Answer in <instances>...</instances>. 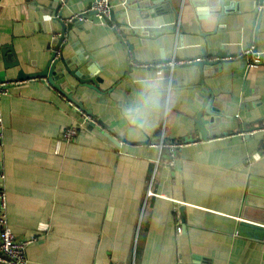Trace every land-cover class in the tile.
Returning a JSON list of instances; mask_svg holds the SVG:
<instances>
[{"label": "crops", "instance_id": "crops-1", "mask_svg": "<svg viewBox=\"0 0 264 264\" xmlns=\"http://www.w3.org/2000/svg\"><path fill=\"white\" fill-rule=\"evenodd\" d=\"M93 1L66 0L63 19ZM114 2L113 20L66 33L55 71V83L99 126L57 144L82 122L65 95L25 79L0 97L7 222L18 239L37 236L27 264H264V154L247 161L264 150V121L255 124L264 117V8L256 12L257 0H173L150 16L138 0ZM57 9V0H0V83L46 67L60 30L52 22ZM250 46L260 64L230 59ZM218 52L228 57L203 76L214 94L208 116L228 118L208 128L220 133L199 140L194 119L208 99L193 63L157 71L130 64L211 62ZM88 78L101 80L97 91ZM150 96L158 108L146 118L130 115ZM181 140L189 143L170 169L160 143ZM248 189L256 202L247 222L259 238L238 234ZM40 224L47 230L39 233Z\"/></svg>", "mask_w": 264, "mask_h": 264}, {"label": "built area", "instance_id": "built-area-1", "mask_svg": "<svg viewBox=\"0 0 264 264\" xmlns=\"http://www.w3.org/2000/svg\"><path fill=\"white\" fill-rule=\"evenodd\" d=\"M60 3V8L63 10L66 7V0H58ZM117 6L114 0H97L91 2V4L84 9L82 12L71 14L69 17L62 19V23H102L104 24L105 20L109 18L110 12ZM264 8V3L258 6V10ZM54 40L58 38V35H55ZM230 57V56H229ZM247 58L248 66L252 64H260L261 58L254 50L252 46L248 49L243 50L240 54L233 55L232 58ZM56 59L60 58V52H56ZM197 60H189L186 62L175 61L174 59L168 62H159L155 64H136L131 62V66L136 69H143L147 71H157L161 68H169L172 70L176 66L189 65ZM21 82L13 81V82H4L0 83V97L6 94L11 86H15L20 84ZM70 107H74L82 115V122L78 124H72L71 127L67 128L60 135L57 144L61 143H70L78 136V131L82 129L84 126H99L96 119L85 114L82 110L77 108L72 103L68 102ZM2 125V114L0 110V129ZM246 131L241 132L240 135L244 138L245 135L251 134L255 131ZM188 140L181 141H168L165 143H160V146H164L168 150V158L166 160V165L173 169L175 168V159L177 156L178 150L187 145ZM262 154H264V150H261L259 153H255L251 156H248L247 161H256L261 158ZM0 179L1 176H0ZM47 230V224H40L38 227L39 233H42ZM37 240V236H31L29 238L18 239L11 231L6 216V200H5V192L0 184V264H27L26 258V250L27 248L33 244Z\"/></svg>", "mask_w": 264, "mask_h": 264}, {"label": "water", "instance_id": "water-1", "mask_svg": "<svg viewBox=\"0 0 264 264\" xmlns=\"http://www.w3.org/2000/svg\"><path fill=\"white\" fill-rule=\"evenodd\" d=\"M58 1V0H57ZM97 1V0H95ZM140 1H142V3H140ZM148 1V2H147ZM172 1L173 0H138V9L141 10H147L150 16H153L154 13L156 12V15H159L160 12H164L162 9H160L159 5L163 4V3H168L172 6ZM185 0H182V2H184ZM224 0H219L220 5H222ZM149 3V5H148ZM262 3H264V0H257V5H256V12H259L258 10V6L261 5ZM91 4V2L89 3V5ZM88 5V6H89ZM87 6V7H88ZM215 6H217V3L215 4ZM214 6V7H215ZM162 7V6H161ZM173 12L176 13V9L173 8ZM62 12L60 11V3L58 1V9L56 11V13L52 16V22L55 23L56 25L59 26L60 30L59 33H57L58 38L56 40H53V42H51V46H52V55L50 57L49 62L46 64V67L39 73H35V74H30V75H25L24 73H20L18 74L17 78V82H23V80L25 79H42L45 80L51 87L55 88L56 90H58L60 93H62L63 95H65V97L68 99V102L72 103L73 105H75L77 108L79 109H83V107L81 105H79L77 102H75L72 98V96L68 95L66 93V90L63 89V87L59 86L58 84L55 83L56 79H57V75H55V71L58 72L57 70V66L59 63H62V58H58L56 59V52L57 51H62L63 49V41L66 38V35H68L69 31L72 29L73 26H75L76 24H79L77 22H72V23H62ZM113 10L110 12V16L109 19L113 20ZM142 12V11H141ZM224 13H222L221 15H223ZM51 19V17H50ZM105 21H108L107 19ZM258 22L259 19L256 21V28L254 31V37H256L257 35V26H258ZM117 28L120 27L119 25H115ZM68 33V34H66ZM136 33L139 34L140 30L137 28ZM123 44L127 45L126 40H123ZM129 47L131 48V45H129ZM255 50V48H254ZM256 51V50H255ZM215 60L213 61H208L206 58V56H203L200 60H197L196 62H194L192 65L195 66V68L197 69V72L200 75V80L199 83L200 85H204L207 88L206 90H203L204 93V97L206 99H208L206 101V104L202 103L200 106V109L198 110L195 119H194V132L197 133L198 135V139L199 140H206L209 137H213L212 133H220L219 130H214L215 132H211L208 130V128H213L215 126H217V128H219V126L221 125V123L223 122V120L225 121L226 118H228V116H225V114L222 112L220 114H218L217 117H209V110L208 107L211 103V101L214 100V94L211 92V90L206 86V84L204 83L203 80V76L205 75V67L206 69L208 68H212V67H216L217 64H220L224 58L228 57L227 53L224 52H218L214 55ZM17 59V58H16ZM64 64V63H63ZM6 66V65H5ZM10 66H19V63L16 61L14 62V64H10ZM61 71V70H59ZM95 72V68L94 67H90L89 69V73L91 75H93ZM61 75H63L62 72H59ZM28 77V78H25ZM89 79V78H88ZM89 81L92 83V89H95L97 91L98 89V81L101 82V80L98 78V81H95V79L91 78L89 79ZM7 82L5 79L4 81H2V83ZM80 83H84L83 80L79 79ZM87 85V84H86ZM203 112H205L206 116L203 115ZM87 115H89V113H86ZM202 117V118H201ZM264 121V117L260 118V120H257L255 122L259 123ZM217 131V132H216ZM224 135H226V133L224 132ZM255 191H253V189H248L247 193H246V197L244 200V204L245 207L243 208V213L240 216L241 221L238 222V231H239V235L240 236H244V237H249V238H259L258 232L259 231H255L256 228H254L255 226L250 225L247 221H254L251 216H249L248 212L249 211V207L255 204Z\"/></svg>", "mask_w": 264, "mask_h": 264}, {"label": "clouds", "instance_id": "clouds-1", "mask_svg": "<svg viewBox=\"0 0 264 264\" xmlns=\"http://www.w3.org/2000/svg\"><path fill=\"white\" fill-rule=\"evenodd\" d=\"M208 11H209L208 8L203 4H200L197 6V12L201 16H206L208 14ZM158 106H159L158 99H156L154 96H150L144 100L143 111H141V109H139V108L132 109V110H130V115H132L133 117L139 115L141 117L146 118L148 111L153 109V108H158Z\"/></svg>", "mask_w": 264, "mask_h": 264}]
</instances>
